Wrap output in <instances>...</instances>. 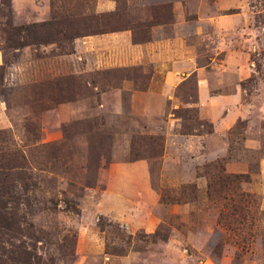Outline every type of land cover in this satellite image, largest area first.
Wrapping results in <instances>:
<instances>
[{
	"label": "rangeland",
	"instance_id": "obj_1",
	"mask_svg": "<svg viewBox=\"0 0 264 264\" xmlns=\"http://www.w3.org/2000/svg\"><path fill=\"white\" fill-rule=\"evenodd\" d=\"M7 1L0 165L22 157L42 264H264V0ZM99 14L113 31L7 45ZM215 162L242 178L208 185Z\"/></svg>",
	"mask_w": 264,
	"mask_h": 264
},
{
	"label": "trees",
	"instance_id": "obj_2",
	"mask_svg": "<svg viewBox=\"0 0 264 264\" xmlns=\"http://www.w3.org/2000/svg\"><path fill=\"white\" fill-rule=\"evenodd\" d=\"M1 4L7 7L8 1L1 0ZM110 26L107 16L101 14L82 16L72 21L53 16L49 21L31 23L14 30L13 37L9 38L7 45L11 48H18L71 42L77 37L103 34L108 30L113 31L114 29L109 28ZM172 114L178 118L181 117L176 109ZM7 156L11 157V159L9 158L11 161L0 165V264H42L41 258L36 252V244L39 240L24 215L17 212L21 199L17 195L14 181L20 182L19 187L22 189L26 180L22 157L16 152ZM205 168L216 171L213 174V182L208 184L214 188L224 189L227 184H233L235 179L242 178L220 175V171L218 172L221 169L219 162L208 164ZM12 170L15 172L12 173ZM244 196L247 197V195Z\"/></svg>",
	"mask_w": 264,
	"mask_h": 264
},
{
	"label": "crops",
	"instance_id": "obj_3",
	"mask_svg": "<svg viewBox=\"0 0 264 264\" xmlns=\"http://www.w3.org/2000/svg\"><path fill=\"white\" fill-rule=\"evenodd\" d=\"M111 8V5H108V9H110Z\"/></svg>",
	"mask_w": 264,
	"mask_h": 264
}]
</instances>
